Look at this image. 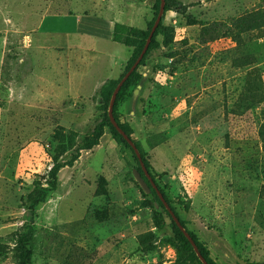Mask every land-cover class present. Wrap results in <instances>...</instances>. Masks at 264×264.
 I'll list each match as a JSON object with an SVG mask.
<instances>
[{
    "label": "rangeland",
    "instance_id": "rangeland-1",
    "mask_svg": "<svg viewBox=\"0 0 264 264\" xmlns=\"http://www.w3.org/2000/svg\"><path fill=\"white\" fill-rule=\"evenodd\" d=\"M169 2L166 37L118 100V119L215 263L264 261V0ZM153 5L0 0V264H17L28 228L32 264H196L177 257L168 217L132 174L133 152L107 128L58 171L32 224L21 202L103 117L97 92L131 55L94 38L107 30L98 18L145 29ZM77 16L82 35L48 33L72 31Z\"/></svg>",
    "mask_w": 264,
    "mask_h": 264
},
{
    "label": "trees",
    "instance_id": "trees-1",
    "mask_svg": "<svg viewBox=\"0 0 264 264\" xmlns=\"http://www.w3.org/2000/svg\"><path fill=\"white\" fill-rule=\"evenodd\" d=\"M161 6V0H154V9H155V17L160 9ZM174 6V3L169 2V0H165L163 4V10L164 11H170L172 7ZM175 8V6H174ZM182 8H178L177 10H180ZM155 17L152 19L151 22L147 25L145 29H139V28H134V27H127L124 24L120 23H114L113 30H112V38L111 40L115 43H119L123 45L124 47L131 48L132 52L130 57L128 58L123 72L120 74V76L113 80H107L105 81L99 88L97 94L99 96V106L104 110L103 117L94 125L92 130L87 134L84 135L80 139V144L77 147L75 153L73 156L62 162H54L50 169L48 170L47 174L42 176L38 180H34L32 183L31 188L27 191V193L24 195L22 198L21 202L23 207H25L26 212V221H28L29 224L33 223V217H34V208L41 202H43L48 194L56 189L57 186V173L60 169L64 167H72L73 163L79 158L80 152L81 151H90L93 147L97 146L99 144V140L102 137L104 130L107 128L113 138V140L118 144L125 146L129 150L133 152L131 147L127 144V142L123 139V137L116 131V129L111 125L109 118L106 114L107 107L111 98V95L113 93V90L115 89L116 85L118 84L119 80L124 76V74L128 71V69L132 66V64L135 62L137 59L138 55L140 54L146 39L148 37L150 28L152 26V23L154 22ZM166 31L167 28L164 26L163 22L160 21L158 24L155 32L152 35V38L150 40L149 46L147 48L146 53L144 54L142 60L138 64V66L133 70V72L129 75V77L124 81V83L121 85L117 95L115 102L113 104V117L115 121L117 122L118 126L124 131V133L131 139V141L135 144L137 149L140 152L141 159L144 163L145 168L147 169L152 181L154 182V177L153 175L150 174L149 172V164L143 157V154L141 150L139 149L138 144L131 138V129L127 125V123H121L118 119V113H117V102L118 100L125 95L126 89L130 85H135L138 84L142 80V76L137 73V68L142 65L144 62V59L146 58L147 54L153 50H156L159 48L160 43L159 40L157 39L158 36L161 37H166ZM168 42H164L166 45ZM135 162L137 164V167L135 168L138 172H140L141 176L143 177L144 181L147 183V186L149 187V195L153 199L154 202L158 204V207L162 209L164 214L168 217L170 221V227L172 230L173 234V241L175 243V249H176V254L179 259H185L189 260V262H193L196 264H201L199 261L198 257L196 256L193 247L191 244L188 242V240L185 238V236L182 234L180 229L177 227L175 222L172 220L170 214L168 211L164 208L162 203L160 202L155 190L150 186L148 180L144 177L143 172L139 166L138 160L133 152ZM156 185L157 189L160 191V193L163 195L165 198L166 202L169 204L172 212L174 213V216L178 218L181 226L189 233L190 237L194 241L198 252L200 255L205 259L207 264H217L215 263L209 255V252L205 245L190 231L187 230L186 228V223L184 220H182L178 214L175 212L174 208L171 206V202L166 198L164 192L160 189V187L157 185L156 182H154ZM155 204V203H154ZM155 207V205H153ZM161 218V215H160ZM156 225L159 228V224L162 223L160 220V223L158 219H155ZM33 241V236L31 229L28 228L24 232L23 235L18 239L17 243V248L15 251L17 252V257L18 261L17 264H32L31 263V251L30 247L32 245ZM247 263L250 264H264V261L261 262H250L248 260H244Z\"/></svg>",
    "mask_w": 264,
    "mask_h": 264
},
{
    "label": "water",
    "instance_id": "water-1",
    "mask_svg": "<svg viewBox=\"0 0 264 264\" xmlns=\"http://www.w3.org/2000/svg\"><path fill=\"white\" fill-rule=\"evenodd\" d=\"M148 1V0H147ZM162 11H163V3H161V6H160V9H159V12L150 28V31H149V34H148V37L146 39V42L140 52V54L138 55L137 59L135 60V62L132 64V66L128 69V71L124 74V76L119 80L118 84L116 85L115 89L113 90V93L111 95V99H110V102H109V106H108V118H109V121L111 123V125L116 129V131L123 137V139L127 142V144L131 147V149L133 150L137 160H138V163H139V166L143 172V175L144 177L148 180L150 186L155 190L160 202L162 203V205L164 206V208L168 211V213L170 214L172 220L175 222V224L177 225V227L180 229V231L182 232V234L185 236V238L188 240V242L191 244V246L193 247V250L196 254V256L199 258L200 262L202 264H207L205 259L200 255V253L198 252L197 250V247L194 243V241L192 240V238L190 237L189 233L181 226L178 218H176L174 216V213L172 212L169 204L166 202L165 198L163 197V195L160 193V191L157 189L156 185L154 184V182L152 181L147 169L145 168L144 166V163L141 159V156H140V152L139 150L137 149V147L135 146V144L131 141V139L124 133V131L118 126L117 122L115 121L114 117H113V104L115 102V98H116V95L121 87V85L124 83V81L129 77V75L133 72V70L136 68V66L139 64V62L142 60L144 54L146 53L147 51V48L149 46V43H150V40L152 38V35L153 33L155 32L160 20H161V14H162ZM132 174L135 178V180L138 182V184L140 185V187L144 190V192L146 193H149L150 189L149 187L147 186V183L144 181L143 177L141 176L140 172H138L136 169H133L132 170ZM155 207L158 206L157 203L154 204ZM240 264H250V263H247L245 261H239Z\"/></svg>",
    "mask_w": 264,
    "mask_h": 264
},
{
    "label": "crops",
    "instance_id": "crops-1",
    "mask_svg": "<svg viewBox=\"0 0 264 264\" xmlns=\"http://www.w3.org/2000/svg\"><path fill=\"white\" fill-rule=\"evenodd\" d=\"M68 13L70 12V11H67ZM98 19H100V21H102V22H104L105 23V25H106V28H107V30H106V32L105 33H99V32H95L93 35H94V38L97 40H100V39H102V40H111V38H112V30H113V26H114V23H116V22H110V21H107V22H105L103 19H102V17L101 18H98ZM76 24H75V28L72 30V31H62V30H54V31H50V32H48L49 34H51L50 36H56V37H59V38H61V41L63 40V39H65V38H69L70 36H73V35H82V33H81V25H80V23H81V20H82V17L81 16H77L76 17ZM84 32H87V31H84ZM111 32V33H110ZM68 41H69V39H68ZM112 41V40H111ZM113 42V41H112ZM58 48H60V47H56V49H58Z\"/></svg>",
    "mask_w": 264,
    "mask_h": 264
}]
</instances>
